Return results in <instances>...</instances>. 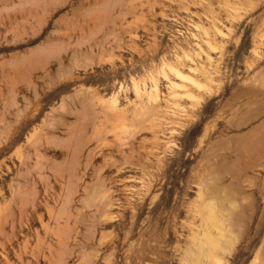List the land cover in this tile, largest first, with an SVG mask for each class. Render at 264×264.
Masks as SVG:
<instances>
[{"label": "rangeland", "instance_id": "1", "mask_svg": "<svg viewBox=\"0 0 264 264\" xmlns=\"http://www.w3.org/2000/svg\"><path fill=\"white\" fill-rule=\"evenodd\" d=\"M0 264H264V0H0Z\"/></svg>", "mask_w": 264, "mask_h": 264}, {"label": "bare ground", "instance_id": "2", "mask_svg": "<svg viewBox=\"0 0 264 264\" xmlns=\"http://www.w3.org/2000/svg\"><path fill=\"white\" fill-rule=\"evenodd\" d=\"M209 231H210V234H211V230H209ZM207 233H209V232H207ZM208 235H209V234H208ZM208 235H207V236H208ZM262 249H263V248H262Z\"/></svg>", "mask_w": 264, "mask_h": 264}]
</instances>
